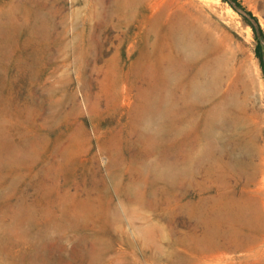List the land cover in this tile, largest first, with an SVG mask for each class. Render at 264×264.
I'll return each instance as SVG.
<instances>
[{
    "label": "rangeland",
    "instance_id": "1",
    "mask_svg": "<svg viewBox=\"0 0 264 264\" xmlns=\"http://www.w3.org/2000/svg\"><path fill=\"white\" fill-rule=\"evenodd\" d=\"M98 1L0 0V264H184L215 227L211 250L233 264L222 183L264 195V56L238 10L264 34V0H173L158 14ZM181 10L204 48L190 60L169 27ZM232 87L236 128L207 146L206 117ZM254 122L263 173L249 167L250 180L227 164L249 158Z\"/></svg>",
    "mask_w": 264,
    "mask_h": 264
},
{
    "label": "bare ground",
    "instance_id": "2",
    "mask_svg": "<svg viewBox=\"0 0 264 264\" xmlns=\"http://www.w3.org/2000/svg\"><path fill=\"white\" fill-rule=\"evenodd\" d=\"M96 1H98V0H96ZM96 1L94 0V2H96ZM106 1L108 2V0H106ZM119 1H120V3H122L123 0H118V2ZM135 1H137V2L138 1H141V2L149 3V6H151L153 4L154 6H156L155 8H157L156 11L159 9V12H157L156 14L160 13V11L162 9H164V7H165L166 4H168L170 2H171V4H175V2L173 0H135ZM135 1L133 0L132 2H135ZM87 3H89V1ZM102 3H103V1L100 4H102ZM129 3H128V5H129ZM100 4H98V6ZM125 4L127 6V3H125ZM106 5L109 6L110 5L109 2ZM112 5H113V3H112ZM106 7H103V8H106ZM152 8L154 9V7H152ZM152 8H151V11L153 12ZM100 9H101V7H100ZM100 9H98V10H100ZM108 9H109V7H108ZM12 11H13V9H12ZM101 11H102V9H101ZM103 11H104V9H103ZM182 11H184V10H181V12H179L176 15H174L173 17L170 16L172 18H170L171 19L170 20L171 22L169 24V27L173 30L172 34H174L175 44L177 46L176 49H177L180 57H182L183 59L190 60V59L195 58L201 52V50L204 49V48H201L203 45L201 44L200 39H198L196 37L197 34L195 32H197V31H193V32L191 31V29H192L191 22L188 20L189 18L187 19L185 17V14H184L185 11L184 12H182ZM93 12H94V9H93ZM154 12H155V10H154ZM11 14H12V12H10V16L13 15V14L12 15ZM92 15H93V13H92ZM101 15H103V13ZM94 17H96V16H94ZM5 25H7V23ZM40 27H41V25H40ZM213 70H214V72L217 73V70H215V69H213ZM218 84H219V82L216 85H214V87H213V85H206V87L204 85H199V86L195 87L194 90H191L192 91L191 92V95H190V97H186V100L187 101H191L192 103L193 102L200 103L204 98H206V95H208L211 90H214V89L217 88ZM231 90H232L233 94H230V96H229V98L227 100H223L222 99L223 100L222 102H220V103L218 102L219 104H216V106L214 108H210V110H209V115L211 117H210L209 120L206 117V123L204 124V130L202 132V140H206L207 141V146H208V143H211L213 141L212 138L217 134V131L215 132V130H217V129L219 130V128H223V129H225L224 131H226V129L232 128L236 124V119H238V118H237V116L236 117L233 116V114H235L237 111L239 112V111H241V109H243L242 108L243 107V103L236 96V94H235L236 92L234 91L235 89L233 88ZM229 92H230V90H229ZM245 102H246V100H245ZM172 105L173 104H171V106ZM245 105H246V103H245ZM159 109H161V108H159ZM159 109L157 110V113H158V111H160ZM253 109H254V107H253ZM252 111H254V110H252ZM243 113L245 115V112H243ZM236 114H238V113H236ZM206 116H208V114H206ZM257 118H259V117H257ZM250 119H251V117H250ZM250 119H248V120H250ZM254 120L255 119H253L251 121H254ZM214 121H215V123H214ZM254 123H255L254 128L251 127V128H253V130L251 129V131H253V132L255 131L256 132V135H255L256 138L254 137V141L252 140L253 141L252 143L255 144L254 145L255 148L252 147L251 149L248 150V157L249 158H247L244 161L243 160H241V161H238L237 160L234 165H231L230 163L227 164V167L229 168L230 171L242 170V168H245V171L243 172V174H247V177L248 178H250L249 175H248V173H247L249 167H250V169H252L251 167H253L259 173H263L262 172L263 171V163H262L263 162V159H261L262 151L256 145L257 144V137H258L257 134H259L261 132L260 131L261 128L258 126V124H257L258 122H254ZM242 125H244V124L242 123ZM237 126L239 127V125H237ZM234 128H236V127L234 126ZM245 131H243V132H245ZM248 131H250V130H248ZM252 134H251V136H252ZM260 135H261V133H260ZM222 136L223 135H221V137H220L221 139H223ZM225 136H223V137H225ZM234 138H235V136H234ZM258 140H259V138H258ZM250 144H251V142H250ZM224 147H225V145H224ZM226 147H228V146H226ZM242 149H241V151H242ZM245 149H247V148H245ZM228 151H229V149H228ZM246 151L247 150H245V152ZM259 151H260V153H259ZM257 153L259 155V157H258L259 158V163H257L255 161V160H257ZM240 155H242V153ZM224 160H222V161H224ZM227 167L225 166L223 168H226L227 169ZM224 179H226V178H224ZM250 180H251V178H250ZM222 184H223V189L225 191H226L227 187H229L230 191L225 193L224 190H223V194H222V202L223 203L220 206L221 209H219L216 212L215 217L223 220L224 222L228 221V222L234 223V224H232L233 227L231 229L232 230L231 231V236H232L231 237V242L234 243V253L233 254H236L237 256H233V258H231L232 261L234 262L233 264H246V262L247 263L250 262V264H264V195L262 194L263 196H260L261 195V191L259 190L258 193H257V190H254L253 191L254 192L253 194L255 196H253V198L251 197L252 199H249L248 201L247 200L244 201L245 199L243 197H240V198L233 197V195H234L233 194V187L231 188V186L226 182V180L223 181ZM253 184H254V182H253ZM255 185H256V189L259 188V185H258L257 182H256V184H254V186ZM248 195H250V193H248ZM248 198H250V197H248ZM255 231L256 232H261L262 233V236L259 238L256 235ZM219 235H220V229H218V228L215 227L214 229L212 228L211 230L207 231V233L204 234V237H201V238L200 237H195V238H193L192 242L195 243L197 245V247H199L200 250L206 251L205 252V256H203L202 258L192 259L191 261H187V263H184V264H221V262L223 261L224 256H223V254L221 255L220 253H224V252H220V251L218 252V250H214V249L211 250L212 249L211 248L212 247L211 244L216 240V238ZM143 244H144V240H143ZM94 245L95 244H93L92 247ZM89 249H87V250L89 251ZM93 252H94V250H93ZM85 254H88V252L85 253ZM94 254H95V252H94ZM87 258H89V255H88ZM96 261H97V259H96Z\"/></svg>",
    "mask_w": 264,
    "mask_h": 264
},
{
    "label": "trees",
    "instance_id": "3",
    "mask_svg": "<svg viewBox=\"0 0 264 264\" xmlns=\"http://www.w3.org/2000/svg\"><path fill=\"white\" fill-rule=\"evenodd\" d=\"M238 11L243 16L245 22L252 27L254 34H255V37L258 40L257 48L259 50V53H260L261 57L264 56V52L261 50L263 48V46H262L261 41H260V40L264 41V34L261 31L259 24L257 23V19H255L251 14H248L247 16H245V14H243L241 10H238ZM260 37H261V39H260Z\"/></svg>",
    "mask_w": 264,
    "mask_h": 264
}]
</instances>
